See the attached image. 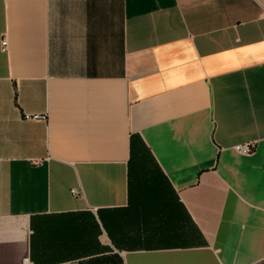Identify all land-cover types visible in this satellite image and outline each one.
Returning <instances> with one entry per match:
<instances>
[{"label": "crops", "instance_id": "0c3cea01", "mask_svg": "<svg viewBox=\"0 0 264 264\" xmlns=\"http://www.w3.org/2000/svg\"><path fill=\"white\" fill-rule=\"evenodd\" d=\"M3 37L0 264H264V0H0Z\"/></svg>", "mask_w": 264, "mask_h": 264}, {"label": "built area", "instance_id": "2783aa9c", "mask_svg": "<svg viewBox=\"0 0 264 264\" xmlns=\"http://www.w3.org/2000/svg\"><path fill=\"white\" fill-rule=\"evenodd\" d=\"M5 48H6V40L3 37L0 39V50H5ZM21 118L24 120H42V121H44V120H46V114H43V113H23L21 115ZM233 149L236 152H239L241 154H249V153L254 151L255 142L250 140V141L238 143V144H235L233 146ZM70 192L72 194H74L75 190L71 189Z\"/></svg>", "mask_w": 264, "mask_h": 264}]
</instances>
